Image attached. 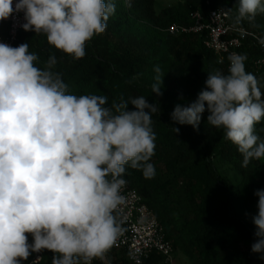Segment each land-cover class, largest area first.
<instances>
[{"label": "clouds", "instance_id": "9594fccd", "mask_svg": "<svg viewBox=\"0 0 264 264\" xmlns=\"http://www.w3.org/2000/svg\"><path fill=\"white\" fill-rule=\"evenodd\" d=\"M115 10L113 0H0V21L22 12L24 31L44 34L49 45L79 60ZM236 12V23L252 22L264 14V0H239ZM246 59L231 54L227 74L208 73L196 100L171 113L175 124L198 131L207 111V123L223 129L243 167L264 158V140L255 130L264 120V93L246 71ZM38 60L27 42H0V264H21L44 250L54 254L52 264H92L123 232L115 213L124 203L127 167L146 179L155 175L152 115L160 108L144 96L121 94L109 105L104 95L71 94L52 70L56 56L44 68ZM154 72L152 92L160 96L162 70L155 66ZM254 195L251 251L264 259V189Z\"/></svg>", "mask_w": 264, "mask_h": 264}, {"label": "trees", "instance_id": "16d2710c", "mask_svg": "<svg viewBox=\"0 0 264 264\" xmlns=\"http://www.w3.org/2000/svg\"><path fill=\"white\" fill-rule=\"evenodd\" d=\"M115 13L106 30L86 44V55L79 60L49 45L44 34L21 30L15 46L27 42L29 51L39 57L44 68L50 55L57 64L52 69L62 75L68 90L75 95H104L109 105L121 94L125 99L144 96L157 103L152 115L156 134L155 154L150 163L155 175L146 179L140 170L127 167L124 179L142 196L172 242L182 264H264L261 254L252 253L256 241V190L264 189V158L243 167V156L236 145L224 138L223 129L207 123L202 114L199 129L175 124L171 113L175 106H187L205 88L208 73L220 70L227 74L229 55L219 54L204 44L205 34H172V23L189 24L190 13L199 10L206 16L212 8L222 7L231 21L264 36V14L255 20L236 23L239 0H176L156 10V0H113ZM130 3L131 7L127 4ZM246 55L245 68L260 82L264 93V69L254 62L259 48L244 40L237 49ZM163 78L161 92H152L154 67ZM164 75V77H163ZM132 110L133 106L129 105ZM178 127V135L172 130ZM264 120L255 126L264 140ZM32 236L29 234V243ZM42 260L33 263L34 253L21 264H52L53 253L42 251ZM114 264H130L124 251H113ZM92 264H104L94 259ZM141 264H164L160 254L152 253Z\"/></svg>", "mask_w": 264, "mask_h": 264}, {"label": "built area", "instance_id": "2783aa9c", "mask_svg": "<svg viewBox=\"0 0 264 264\" xmlns=\"http://www.w3.org/2000/svg\"><path fill=\"white\" fill-rule=\"evenodd\" d=\"M205 3L209 4L210 0H205ZM24 22L22 12H14L8 19L0 21V42L15 47ZM166 30L172 34H205L204 44L207 48L229 56L238 54L237 49L243 41L250 40L260 50V56L255 60L254 65L258 69H264V43H262L264 36L255 30L235 24L222 7L210 9L206 16L203 12L195 10L190 13L189 24L172 23ZM122 195L124 203L115 214L123 232L105 254L104 264H114L108 257L113 251H124L130 264H141L152 253L160 254L164 264H182L175 255L172 242L166 238L162 225L154 212L145 204L139 192L126 183ZM42 256L43 252L34 253L32 262H40Z\"/></svg>", "mask_w": 264, "mask_h": 264}, {"label": "rangeland", "instance_id": "374dc122", "mask_svg": "<svg viewBox=\"0 0 264 264\" xmlns=\"http://www.w3.org/2000/svg\"><path fill=\"white\" fill-rule=\"evenodd\" d=\"M176 0H156L155 2V8L156 10H160L164 5L169 3H174ZM179 259L181 262L185 261V258L183 256H179Z\"/></svg>", "mask_w": 264, "mask_h": 264}]
</instances>
